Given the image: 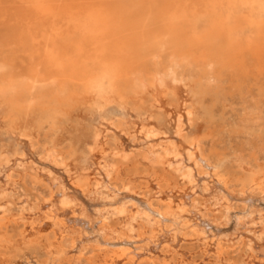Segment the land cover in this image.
I'll return each instance as SVG.
<instances>
[{"label": "rangeland", "instance_id": "1", "mask_svg": "<svg viewBox=\"0 0 264 264\" xmlns=\"http://www.w3.org/2000/svg\"><path fill=\"white\" fill-rule=\"evenodd\" d=\"M19 1L20 0H0V58L9 61L12 64V71L15 74H18V78H20L19 74H24L32 67H35L40 61L36 52L32 51L29 47H24L21 43L23 39L26 38L24 35V25L29 12L26 15L24 13L25 11L27 12L29 10V4L24 3L28 2L25 0H23L24 2L22 3V0L20 2ZM206 2L203 5L202 12L196 13V10L194 14L192 13L191 15V17H193L191 19V24L190 22L188 23L191 25L190 27H192L194 23H197L195 24L196 26L192 27L193 30L194 28L196 30L199 29L197 31L205 29L208 26L211 18L219 13V10L215 9L211 2L209 3V0ZM237 12L240 16L246 14L243 10H237ZM31 15L32 14H30V17L32 18ZM201 15L204 18L203 20H201ZM230 18L231 19H229L228 22L233 23V16ZM243 18L241 27H244V29L242 28V31L239 30L240 37L243 40H247V38L252 41L256 40L258 36L261 35H259L260 30L254 24L251 18H247L245 16L244 19H247L246 21H244ZM255 30L257 32H255ZM20 31L22 35L19 33ZM245 56H247V54H245ZM168 57V53L166 55L163 53L161 57L162 59H159V62H162L163 67H167L168 65V59H170ZM197 69L198 68L195 66L190 68H184L182 66L179 67L178 73L184 74L187 77L190 73L196 72ZM213 73L214 80L211 84V91L204 98V105L212 115L210 117H208L207 114L200 115L199 117L190 116V121L188 123L184 122L185 127L182 129V139L186 141V143H189L193 141L194 137L197 135L204 150V154L213 161H217L218 164H221L219 169L228 173L229 183L227 182L226 184V181L224 182L222 180L216 182L212 177L209 179L210 176L200 175L192 167H189V169H191L190 171L194 173V177H192L190 180L192 184H190L185 179L180 180L177 177V174L176 177L170 176L169 174L166 177L167 179H164L166 180V183H169L170 189L171 191L173 190V195L177 200L184 201L188 198V201H193V204H191L192 206H189L188 208V215L191 217L192 225L197 224L200 230L202 228V233L199 231L197 232L196 236L188 232V229L184 227L176 234L175 230L170 227V237H172L173 241L168 243L169 245L166 244V249L159 248L160 252H164V250H166L169 255L168 260H166L163 264H253L257 263V261L252 259V254L254 253L255 257L257 258L259 256L258 253L264 247V235L261 231L258 232L259 226L256 224L248 223L250 225L248 228L243 226L240 229L241 233L239 236L237 234L232 235L231 233L232 229L234 230L233 225L235 224V220L239 215H243V206H245V210H249V208L252 206L264 208V199L257 200L258 203L255 199L253 201L255 202L253 205H246L245 200L241 198L243 194L240 193V182L244 180L243 178H246V173L243 172V170L239 167L240 163H258L264 165V52L259 63L256 64L253 62V60H250L247 62V67L245 69H241L239 67L226 68L221 64H215ZM99 74V66H90L86 72L81 93L79 96L69 102L58 101L55 93L51 94V92L45 94L44 96H38V94H36L33 100L29 102H27L25 99L19 100V102H14L10 99V93L8 91L7 84H4L3 81L0 80V157L2 156V158H0V161L2 159L0 162V208L2 211H0V232L2 231L4 233H0V251L1 253L7 254L12 261H14L15 257L21 253L20 251H23L26 248L30 253L35 254L36 256L42 257V255H45L43 248H41L39 244L31 241L26 236L24 226L30 219L38 217L43 212V209H46V207L50 205L49 203L52 204V202H50V196L57 198V195H59L63 190V192H67L69 195L72 194L73 196H71L75 197V203H73V205L76 204L78 207L86 209L87 213L90 215L89 218L87 216L88 214L85 212L87 215L84 220L83 217H79L83 221L90 219V221L88 220L89 225L86 226V235L88 236L87 238L90 243H87V240L86 243L84 242V245H87V250L84 251L82 255L78 254V248L75 247L71 253V256L74 255L72 256L74 261L67 257L61 262V264H100L101 261L99 259V255H102L101 252L104 249V245H101L103 238H105L104 236H106L108 243H113V245H115L121 243L122 239L119 238L118 240H112L113 235L115 237V235L118 236L120 233L128 232L132 233L130 234L132 239L129 241L136 242L134 240L137 233L149 234L153 229H151V227L153 226L155 228L156 225H154V220L159 219L158 214H156L155 217L150 213H147V215L134 214L135 216L132 217L133 219L129 218V212H125L119 216V214L114 211L112 207L113 203L111 201L114 202L116 199V203L121 199L128 197L130 198L131 196V199H133V201L136 200V203H141L145 199H152L153 208L157 206V203L160 205L159 208L161 211L166 208L164 205L167 203V200L160 197L162 194L158 192V174L154 170L157 165L153 164V167H155L153 168L149 164V161L144 158V154L145 151H147V147L152 143L162 144L163 141L161 142V140H167L166 142H168V140L176 141V139H179V137L174 134L175 117L173 116H175L176 109H174L172 106H165V102H161V105L165 106V109L162 108L160 103L156 104L153 101V104V94L151 89L143 92L140 95H136L130 88L123 86H121L119 90H116V84H114L111 89H105L107 90V93H109V90L113 91L114 100L109 102V104H104L103 97L99 94H96L95 89H93L92 86L93 79L94 82H96V80H98L100 77ZM8 76L9 74L5 75V77ZM36 92L37 91L35 90L34 93ZM174 102L176 101L174 100ZM169 112L171 114H169ZM150 125L156 130V134L153 136V138L151 136H149L150 138H145V132L143 131V128L151 127ZM104 129L108 130L104 131ZM103 133L105 136H101ZM173 134L175 136H173ZM163 135L166 136L163 137ZM95 137H97V139ZM158 138L163 139L159 141ZM92 143L95 146H92ZM159 148L160 147L158 146L154 147L156 150ZM49 149L50 151H55L51 162V159L46 157V151H49ZM112 151H122L126 154V157L121 159V153L112 156ZM48 159L50 163L47 162ZM100 160L102 163L98 162ZM105 160L110 163L117 164L116 169L119 172H117V175L112 174L110 176H105L104 178V174L102 175V171L99 169ZM53 162H58V165L55 163V166ZM64 164L66 166H64ZM95 164L98 166H95ZM61 166L64 167L61 168ZM63 170L68 171L64 172ZM97 170H99V172ZM151 170L153 172H151ZM95 171H97V173H95ZM46 173L50 174V176L47 177L48 174ZM87 173L89 175L92 173L93 176L96 175L94 180H97L98 178L97 181L95 180L99 184L95 192H91L92 186L86 184L85 176ZM92 175L90 177H92ZM100 175L103 178H100ZM38 180H41L42 182H39ZM99 181H101L103 185H101V182ZM120 183H122L123 186H126L127 188L124 190ZM62 187L64 189H62ZM110 188H112L113 193ZM211 188L213 190H210ZM177 189L179 192H177ZM204 189H206V191ZM215 189L217 190L215 191ZM194 190H197L195 191L196 193H193ZM111 193L114 196L116 195V198L110 195ZM152 194L154 195L153 198ZM211 194L212 196H209ZM216 194L217 196H215ZM221 194H223V196L225 195V198ZM227 194L229 197H231L229 199L232 200V203L234 204L232 211L229 213L230 218L228 220L229 223H227L228 225H226V223L219 218L220 215L224 213L229 202L228 196H226ZM150 196L151 198H149ZM218 196L223 198V202L217 199ZM91 197L94 200L90 199ZM111 197L115 199L113 200ZM208 197L212 198L210 199ZM76 198L80 200V203ZM232 198H236V200H233ZM109 199L110 201H104ZM208 200H210V202ZM44 201H46L48 205L44 203ZM247 206L249 207L247 208ZM97 210H99V213L101 212L102 216L105 214L103 218L98 212V214H96ZM233 212L234 214H232ZM94 214H96L99 218ZM231 214L233 216H231ZM235 214L239 215L236 216ZM76 215L77 213H75V216ZM78 216L79 214L76 216L77 220ZM94 216H96L97 219L96 217L94 218ZM198 217L201 218L198 219ZM208 217L210 220H214H207ZM16 218L18 221H16ZM101 222L104 224L103 228H105V230L100 228ZM212 222L215 223V225H213ZM73 224L74 223H70L69 226H67L71 229ZM74 226L76 227L75 224ZM200 226H203L204 228ZM80 227L81 226H79V228ZM96 227L100 232L99 234L101 235L93 233L94 231L96 232ZM155 229L159 230L158 228ZM130 230L131 232H129ZM102 232L105 234L103 235ZM219 233L220 235L218 237ZM230 234L231 237H233V240L227 239L228 241H226L225 239L229 238L228 236H230ZM250 234L252 235L250 236ZM241 235H243V237H240ZM5 237L9 238H6V240ZM249 237H252L256 242H254L252 238L249 240ZM50 238L53 240L51 235ZM126 238L127 237L125 236L123 239L126 240ZM67 239L68 236L65 237V241ZM216 239H219V242H217ZM210 242L215 244V249L210 247ZM258 242L259 244H257ZM95 243H98V245ZM141 243L144 246L149 244L147 240H142ZM165 243L166 242H164L163 245ZM26 244H28V246ZM225 244L227 245L225 246ZM219 245H221L222 251L219 249ZM255 247L257 250H255ZM149 251H151L150 248L147 249V252ZM219 251L221 252L219 253ZM150 253L152 254V252H149V254ZM75 256L79 258V261L74 259ZM153 261L154 263L152 264H161L162 262L161 260L156 261L155 259H153Z\"/></svg>", "mask_w": 264, "mask_h": 264}, {"label": "bare ground", "instance_id": "2", "mask_svg": "<svg viewBox=\"0 0 264 264\" xmlns=\"http://www.w3.org/2000/svg\"><path fill=\"white\" fill-rule=\"evenodd\" d=\"M25 1L28 2H24L22 0L21 3L22 2L28 3L29 10L27 12L25 11L24 14L26 15L28 12L29 14L26 17L27 19L24 25V32H25L24 35L26 36V38H24L25 40L23 39V41L20 42L24 47H29L32 51L36 52V54H38L39 56L38 58L40 61L35 67H32L24 74H19L20 78H18V74H15L12 71L13 68L12 64L9 61L0 58V80L3 81L4 84H7L11 101L19 102V100L25 99L27 102H29L33 100L36 94H38V96H44L45 94L51 92V94L55 93L58 101L69 102L75 99L81 93V89L84 85V78L89 67L99 66L100 77L98 78V80H96V82H94L93 79L92 86L93 89H95L96 94H99L103 97L104 104L107 103L109 104V102H112L114 100L113 91L109 90L108 91L109 93H107V90L105 89L108 88L111 89V87L114 84H116L115 87L116 90H119L120 87L123 86L126 88H130L136 95H140L143 92H146L147 90L151 89L153 94L152 103L154 101V103L156 104L160 103L161 105V102H165V106L167 107L172 106L174 109H176L175 116H173L175 117L174 134H176V136H178L179 139H176V141L168 140V142H166L167 140L164 141L161 140L163 138L161 139L158 138L159 141L161 140V142L163 141L164 143L163 142L162 144L152 143L149 146L146 145L148 147H147V151H145L144 154V158L149 161V164L152 167L153 164L157 165L156 168L155 167L153 168H155L154 170L158 174V179H157L158 180L157 186L159 187L158 192L162 194L160 197L167 200V203L164 205L166 208L163 211H161V209L159 208L160 205L158 203L157 206L153 208L152 199L147 200L144 198L145 200L142 202L140 201L141 203H136V200L133 201V199H131V196L130 198L128 197L125 199H121L115 203V201H117L115 199L116 195L114 196L112 194L113 191L112 188H110L112 191L110 195L115 197L114 198L115 201L114 202L111 201L113 203L112 207L114 211H116L119 214V216L124 214L125 212H129L128 216L130 219L133 216H135L134 214L147 215V213H150L151 215L153 214L152 216L154 217L156 214H158L159 219L158 220L153 219V220H154V225H156L155 228H158L159 230H156L152 226L151 229L152 228L153 229L149 234L137 233L136 238L134 240L136 242L129 241L130 239H132V236L130 235L132 233L125 232L118 234V236L115 235V237L113 235L112 237L113 238L112 240L114 239L118 240L119 238L122 239L121 243L118 244L114 243L115 245H113V243H108L106 236H104L105 238H103V240L101 238L102 244L100 243L101 245H104V249L101 252L102 255H99L100 256L99 259L101 261L100 264H152L154 263L153 259H155L156 261L161 260L162 261L161 264H163L166 260H168L169 255L166 250H164V252H160L159 248L166 249V244L169 245L168 243H171L173 241L172 237H170V231H171L169 229L170 227H172L175 230L176 234L179 232L180 229L184 227L188 229V232L194 235H196L197 232L199 231H201L202 233V228L200 230L197 224L193 223L194 225H192L191 217L188 215L189 213L188 208L189 206H192L191 204H193V201H188V198L187 199L184 198L185 199L184 201L177 200L173 195V190L171 191L170 189L169 183H166V180L164 179H167L166 177L169 174L170 176L173 177H176L177 174L178 175L177 177L180 180L185 179L190 184H192L190 180L192 177H194L193 176L194 173H192V171H190L191 169H189V167H192L194 168V170L197 171L198 174L204 176L208 175L210 176L209 179H211L212 177L213 179H215L216 182L219 180H222L224 182L226 181V184L228 182L229 179L228 173L225 171H221L219 169L221 166L220 163L218 164L217 161H213L204 154V150L200 144L197 135L195 136L196 138L194 137L193 141L186 143V141L182 139L183 137L182 129L183 127H185L184 122L188 123L190 121V116L199 117L200 115L207 114L208 117H210L212 115L211 112L207 110V107L204 105V98L211 91V84L213 83L214 80L213 71L215 64H221L223 67L226 68L239 67L241 69H245L247 67L248 61L253 60V62L257 64L262 59L264 52V31H263L264 0H209V3L211 2V4L215 7V9L219 10V13L217 15H214L211 18L208 26L200 31H197L199 29L196 30L194 28L193 30L192 28L193 26H196L195 24L197 23H194L192 27H190L191 25H189L188 23L190 22L191 24V19L193 18L191 17L192 13L194 14L196 10H197L196 13L202 12L203 5L208 0H199V1L196 0H25ZM237 10H243L246 14L245 15L243 14L244 16L243 15L240 16L238 15ZM30 14H32L31 15L32 18L30 17ZM231 16H233L234 18L233 23L228 22L229 19H231L230 18ZM245 16L247 18H251L254 24L260 30L259 35L260 34L261 35L258 36V38L254 41L248 38L247 40L246 39L243 40L240 37L239 30H241L242 28L244 29V27H241V23H242V18L243 17L245 18ZM203 19L204 18L202 16L201 20ZM246 20L247 19H244V21ZM255 32L257 31L255 30ZM19 33L21 34V31ZM163 53H165V55L168 53L169 55L168 58H170V59L167 58L169 60L167 67H163L162 62L161 63L159 62V59L162 57ZM245 54H247V56H245ZM182 66L184 68H190L195 66L198 69L196 72L190 73L189 76L186 77L184 74L178 73L179 67ZM7 74H9V76L5 77V75ZM106 82H107V86H106ZM35 90L37 91L36 93H34ZM174 100L176 102H174ZM161 106L163 109H165L164 108L165 106L163 105ZM169 114L171 113L169 112ZM143 129H144L143 131L145 132V138L149 136L153 138V136H155L156 134L155 133L156 130L152 126L144 127ZM107 130L108 129H104V131ZM174 134L173 136H175ZM102 135L105 136L104 133L101 134V136ZM164 136L166 135H163V137ZM95 138L97 139V137ZM92 146L95 145H93L92 143ZM155 146H158L160 148L156 150L154 149ZM54 152H55L54 150L50 151V149L49 151H46L47 154L46 157L51 159L50 162L54 157ZM118 153H121L120 154L121 159H124L126 157V154L122 151H116V152L112 151V156H115ZM0 158H2V156ZM47 162H49V159ZM98 162H101V160ZM96 165L97 164H95V166ZM64 166L66 165L64 164ZM64 166H61V168ZM116 166L117 164L110 163L107 160H105L99 170L102 171L101 173L102 175L104 174L103 176L105 178V176H110L112 174L117 175L118 171L116 169ZM239 167L243 170V172L246 173V178H243L244 179V180L242 179L243 181L240 180L241 181L240 193L243 194L241 198L245 200L246 205L247 204L253 205V203H255L253 202L255 199L256 201L263 200L264 199V165L258 163L257 164L240 163ZM99 170L97 171L99 172ZM97 171H95V173H97ZM151 172L153 171L151 170ZM91 175H89L88 173L86 174L85 176L86 184L92 186L91 192H95L97 190L96 189L97 186L99 185L98 182H96L98 178L97 180L95 179L96 180L95 181L94 177L96 175L93 176L94 172L92 175L93 178L90 177ZM49 176L50 174H48L47 177ZM99 177L103 178L101 177V175ZM101 185H103L102 182ZM120 185L123 186L122 183H120ZM223 187L226 188L225 186ZM99 188L101 189L100 186ZM123 188L125 190V188L127 187L123 186ZM62 189L64 188L62 187ZM204 190L206 191V189ZM210 190L213 189L211 188ZM216 190L217 189H215V191ZM63 191L59 195H57L58 196L57 198H53L52 196H50L51 201L50 200L49 201L52 202V204L49 203L50 205H48L47 202L44 201V203L48 205L46 209L44 207H41L44 208L43 212L38 217L32 218L29 221L26 220L28 222H26L24 226L26 236L31 241L35 242L36 244H39L41 248H43V252L45 255L44 256L42 255V257L36 256L35 254L30 253L29 250L26 248L23 251H20L21 253L17 257H15L14 261H12L7 254L1 253L0 251V264H61V262L67 257L73 260L72 256L74 255L71 256V253L73 252V249L75 247L78 248L77 252L79 255L80 254L82 255V253L87 250V245H84V242L86 243L88 241L87 238L88 236L86 235L87 233L86 226L89 225L88 220L90 221V219L87 218L88 219L87 221H83L86 218V215L88 214L87 210L82 207H78L76 204L73 205V203H75V197H72L73 196L72 194L71 196L69 195V193ZM195 191L197 190H194L193 193ZM177 192H179L178 189ZM223 194L221 195L223 196ZM153 196L154 195L152 194V198ZM209 196H212V194ZM215 196H217V194ZM226 196H228V194ZM223 197L225 198V195ZM149 198H151V196ZM229 198L231 197L228 196L229 202L225 208L224 213L219 217L222 221L226 223V225H228L227 223H229L228 221L230 218L229 213L232 211V208L234 206L232 200H230ZM90 199L93 198L91 197ZM111 199H113V197H111ZM217 199L223 202L222 200L223 198L218 196ZM234 199L236 200V198ZM77 201H79L80 203L79 199ZM104 201H110V199ZM208 201L210 202V200ZM248 207L249 206H247V208ZM255 207L252 206L251 208H249V210H245V206H243L242 208L243 215L240 216L238 214L239 215L238 216L237 214H235L236 216H238V218L235 216L237 219L235 220V222L233 220L235 224L233 225L234 230L232 229L231 232L232 235L237 234L239 236V234L241 233L240 229L243 226L247 228L250 227L249 225L250 223L258 225L259 226V228L257 227L259 229L258 232L261 231L262 234L264 235V208L262 207L255 208ZM97 212L99 213V210L96 211V214H98ZM234 212L232 214H234ZM75 213H77V215L79 214L78 220L76 218L77 215L75 216ZM99 214L101 215V212ZM232 214L231 216H233ZM87 216L89 217L90 215L88 214ZM96 216H94V218ZM79 217L80 218L83 217V220L80 219ZM200 218L198 217V219ZM207 220H210L209 217ZM16 221H18L17 218ZM70 223L71 224L74 223L76 227L73 224V226L71 225L73 229L72 228L70 229L68 227ZM103 225L104 224L101 222L100 228L102 230H105V228H103ZM213 225H215V223H213ZM79 226H81L82 228L81 227L79 228ZM95 229L96 232L94 231L93 233L99 234L100 232L97 230V227ZM129 232H131V230ZM205 232H209V231H205ZM220 233L218 234V237ZM2 234L4 233L2 232ZM104 234L105 233H103V235ZM50 235L53 237V240L50 238ZM251 235L252 234H250V236ZM66 236H68V239L65 241ZM125 236L127 237L126 240L123 239ZM228 237L229 238L225 239L226 241H228L227 239L233 238L231 237V234ZM240 237H243V235H241ZM6 238L9 237H5V239ZM249 238H250L249 240H251L252 237ZM142 240L145 241L147 240L149 244L144 246L141 243ZM164 242L166 243L163 245ZM217 242H219V239L217 240ZM254 242L256 241L254 240ZM87 243L90 242L88 241ZM95 244L98 245V243ZM257 244H259V242ZM26 245L28 246V244ZM209 245L211 248L215 249L214 243L210 242ZM226 245L227 244H225V246ZM219 246H220L219 249L221 250L222 249L221 245ZM149 248L151 249V251L149 252H152V254L151 253L149 254V252H147V249ZM255 250H257V248ZM221 251H219V253ZM258 254L259 256L257 258L255 257L254 253L252 254V259L257 261V263H253V264H264V247L262 248V250H260ZM74 259H77L79 261V258H77V256H75Z\"/></svg>", "mask_w": 264, "mask_h": 264}]
</instances>
